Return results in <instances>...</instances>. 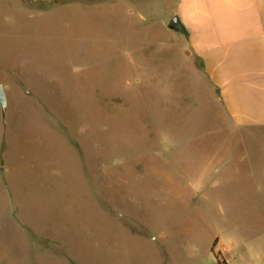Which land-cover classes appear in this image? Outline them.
Wrapping results in <instances>:
<instances>
[{
  "label": "rangeland",
  "instance_id": "374dc122",
  "mask_svg": "<svg viewBox=\"0 0 264 264\" xmlns=\"http://www.w3.org/2000/svg\"><path fill=\"white\" fill-rule=\"evenodd\" d=\"M173 5L0 0V264H264V140L233 138Z\"/></svg>",
  "mask_w": 264,
  "mask_h": 264
},
{
  "label": "crops",
  "instance_id": "0c3cea01",
  "mask_svg": "<svg viewBox=\"0 0 264 264\" xmlns=\"http://www.w3.org/2000/svg\"><path fill=\"white\" fill-rule=\"evenodd\" d=\"M168 16L184 29L168 26L175 33L170 37L182 44L183 61L196 66L233 138L264 140V0H174ZM153 48L173 52L178 46L171 40ZM259 174L264 178V169ZM256 188L264 207V183Z\"/></svg>",
  "mask_w": 264,
  "mask_h": 264
},
{
  "label": "water",
  "instance_id": "95a60500",
  "mask_svg": "<svg viewBox=\"0 0 264 264\" xmlns=\"http://www.w3.org/2000/svg\"><path fill=\"white\" fill-rule=\"evenodd\" d=\"M168 26H169L170 29H174V30L180 31L179 20H178L177 17L172 18L170 20ZM0 106H1L3 111H5L6 108H7V96H6V93H5L4 85L1 84V83H0Z\"/></svg>",
  "mask_w": 264,
  "mask_h": 264
},
{
  "label": "trees",
  "instance_id": "16d2710c",
  "mask_svg": "<svg viewBox=\"0 0 264 264\" xmlns=\"http://www.w3.org/2000/svg\"><path fill=\"white\" fill-rule=\"evenodd\" d=\"M179 28H180V31H184L183 27L180 25L179 23Z\"/></svg>",
  "mask_w": 264,
  "mask_h": 264
}]
</instances>
